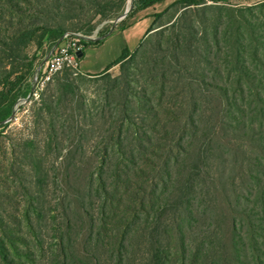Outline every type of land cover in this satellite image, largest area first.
<instances>
[{
  "label": "trees",
  "instance_id": "trees-1",
  "mask_svg": "<svg viewBox=\"0 0 264 264\" xmlns=\"http://www.w3.org/2000/svg\"><path fill=\"white\" fill-rule=\"evenodd\" d=\"M167 1L137 0L133 14ZM208 1L214 5L198 7L205 0H175L164 11L152 15L151 26L132 53L125 49L103 73L83 75L101 78L106 82L103 89L111 93L105 100L108 117L105 108L101 112L102 127L107 124L108 127L98 143L100 151L88 159L83 194L74 197L80 206H88L82 212L90 227L92 246L91 253H87L90 264H101L98 252L103 248L109 264H218L220 250L212 244L216 229L204 230L199 226L196 228L200 233L194 236L192 228L204 220L215 222L221 217L217 213L216 181L222 178V166L229 162L227 144L224 147L217 141L223 131L254 143L237 148L243 163L255 166L245 201L257 187L264 190V9H247V14L230 10L229 15L223 6L216 5L218 1ZM13 2L9 0L10 10L19 8V3ZM21 2L27 5L35 2L39 7L45 4V0ZM123 3L120 0L119 9ZM263 7L264 3L260 8ZM171 9L181 13L178 23L166 26L174 15L163 23L161 17ZM13 14L9 12L11 25ZM170 31L179 34L165 35ZM43 32L48 33L49 28L44 27ZM55 32L60 38L64 29ZM32 33L33 30L22 31L18 37L22 39ZM148 46L156 51L148 65L156 80L151 87L131 89L135 81L130 78L128 58ZM117 65L120 75L111 77L107 72ZM72 89V85L57 81L60 96H74ZM45 104V111L52 113V104ZM9 113V106L0 107V121L6 120ZM136 116L139 125L135 123ZM215 117L219 126L214 123ZM49 126L46 147H57V131L51 121ZM86 145L79 138L71 150L85 151ZM18 148L23 161L27 160L30 181L28 187L20 182L17 187L25 199L21 214L24 219H15L20 235L6 237L0 230V264H74L70 250L73 251L77 241L72 240L70 231L77 217L81 223V210H77L73 219L62 211V223L55 227L56 252L45 249L44 228L50 221L44 184L47 185L50 175L36 141H24ZM251 149L257 150L258 155L253 160ZM61 163L67 165L61 182L66 181L69 168L79 174L86 164L83 157H65ZM13 172L20 175L19 171ZM259 193L253 200L263 208L259 222L253 219L258 213L252 208L247 211V206L234 213L238 212L239 218L232 221L231 243L234 261L239 264L247 251L253 264H264L260 252L264 246V191L262 195ZM124 194L128 200L121 210L120 197ZM241 205V198L236 196L235 207L241 209ZM244 217L250 226L247 230L242 227ZM141 230L144 249L135 257L132 248L136 246L138 251L140 247L139 243H133V237L138 238ZM215 239L221 242L220 237ZM21 245L24 252L19 250Z\"/></svg>",
  "mask_w": 264,
  "mask_h": 264
},
{
  "label": "rangeland",
  "instance_id": "rangeland-1",
  "mask_svg": "<svg viewBox=\"0 0 264 264\" xmlns=\"http://www.w3.org/2000/svg\"><path fill=\"white\" fill-rule=\"evenodd\" d=\"M54 1L45 0L44 7H39L35 2L27 5L21 0H14L13 5L18 2L19 8L14 7V10H10L9 0H0V107L7 108L9 106L10 109L9 117L0 121V230L1 234L6 237L20 235V227H18V223L15 224V219L22 220L21 214L25 199L20 196L21 188L19 187L17 191V187L19 182L21 186H29L30 172L28 171L27 160L23 161L20 156L18 144L27 140H34L43 157V165L50 175L47 185L44 184V189H46L44 200L50 221L46 229L44 228L45 249L49 248L53 253L56 252L57 232L55 227L62 223V211H67L69 216L74 218V215L77 217V210L79 209L81 210V223L77 217L73 224L75 230L70 231L73 236L72 240L75 239L77 244L73 251L72 249L70 251L73 252L74 264H90L87 257V253H91L92 246L88 236L90 227L87 225V216L82 212V209L85 210L88 206H80L74 197L80 195L81 192L83 194L85 170L89 167L88 159L96 157L100 151L98 143L103 140L104 129L108 127V124L104 128L102 127L104 120H102L101 112L105 108V115L108 117L109 108L105 107V100L107 94L111 93L103 89L106 84L104 80L89 78L81 73L100 72L110 62L118 60L123 49L135 50L151 26L153 19L150 16L164 11L175 0L159 3L153 8L135 14H133L135 12V8H133L119 22L117 19L125 11L128 0H124L120 9L118 8L120 0H56V3ZM136 2L137 0L135 4ZM263 3L264 1L247 3L234 0L218 2L216 5L223 6L226 9L225 13L228 12L227 14L230 15V10L242 11L247 14V9L252 8V11L264 9V7L260 8ZM211 5L214 4L205 0V4H200L198 7ZM9 12L14 13V18H11L10 22L12 25L9 24ZM213 12L217 13L218 11ZM180 13V10L175 12V9H171L161 17V22H167L170 15L173 14L172 22L166 26L174 22L178 23L177 18H179ZM44 14H47L48 17H45ZM126 23L128 24L122 30L121 27ZM44 27L49 28L48 33L43 32ZM58 28L64 29V33H81L84 36L95 37L108 36L105 38L107 40L104 39L105 41L97 44L84 43V55L78 59L80 74H73L64 70L41 87L35 80V73L48 51V45L59 38L55 32ZM28 30H33V33L24 36L22 39L18 37L22 31ZM176 34H179V31H174L173 34L170 31L165 35ZM184 35L182 34V37L190 38ZM155 52L154 47L148 46L140 50V54L128 58L130 78L135 81L131 84V89L139 86H153L156 76L153 75L154 71L150 70L152 67L150 66L149 69L148 65L151 63ZM132 59L134 60L132 61ZM172 60L175 62L174 59ZM107 73L111 77H118L120 68L117 65ZM57 81L72 85L74 96L71 94L60 96L61 93L56 90ZM48 102L53 106L52 113L45 111V103ZM211 106L216 107V103L213 102ZM114 112L116 118L117 112ZM135 114L137 115V113ZM212 116L214 117V115ZM217 117L214 118V123L219 126ZM135 119L136 125H139L140 121L137 116ZM50 121L57 131L55 140L59 143V146L52 145L51 148L46 147L50 133ZM229 135L223 131L222 138L217 139L222 146L225 147L227 144V156H229L228 164L222 166V178L216 181L218 191L217 213L221 216L220 220L215 222L204 220L192 228V234L195 233L194 236L200 233L197 230L199 226L204 230L210 228L211 231H214L213 228L216 229L214 235H211L212 244L220 250L218 264H239L234 261L231 243L232 221L234 217L239 218L238 212L234 215L235 211H241L244 206H247V211L252 208L254 213H258L253 218L255 223L259 222L258 217H261L263 211L261 205H256L253 202L259 197L260 193L257 194L258 192L261 191L262 195L264 191L262 187L260 189L257 187L253 196L248 195L251 196L248 198V202L244 199L246 192L252 185L255 166L254 164L245 165L237 150L238 147H242L241 144L254 143L239 135ZM79 138L84 143L87 142L85 151L78 149L73 152L71 147ZM256 151L251 149V160L258 157ZM65 157H83L86 164H84L82 173L79 174L73 168H69L66 181L61 182L67 166L61 163ZM13 170L19 171L20 175L15 176ZM236 196H239L243 203L241 209L235 207ZM120 199L122 201L119 205L120 209L124 210L128 196L124 194ZM227 203H232L234 207H228ZM203 206L205 207V205ZM211 209L213 210V208ZM51 216H54L52 221ZM248 226L249 223L244 217L243 230H247ZM80 227L82 230L77 231L76 229ZM79 232L80 234H77ZM142 232L143 230L139 231L138 238L133 237V243H139L140 247L138 251L136 246L132 248L135 257L139 256L144 249L145 239ZM215 236L221 238L220 243L215 239ZM23 249L25 250V247L21 245L19 250L24 252ZM260 252L264 255V246ZM106 254L105 248L98 252L101 264H109L106 261ZM263 258L264 256H262ZM241 259V264H253L248 251L241 256Z\"/></svg>",
  "mask_w": 264,
  "mask_h": 264
},
{
  "label": "built area",
  "instance_id": "built-area-1",
  "mask_svg": "<svg viewBox=\"0 0 264 264\" xmlns=\"http://www.w3.org/2000/svg\"><path fill=\"white\" fill-rule=\"evenodd\" d=\"M135 1H127L125 11L121 13L117 22L121 21L134 8ZM107 36L95 37L84 36L81 33H64L45 53L43 61L36 70L35 80L42 87L64 70H68L73 74H80L77 53L83 52L84 43L97 44L102 42Z\"/></svg>",
  "mask_w": 264,
  "mask_h": 264
},
{
  "label": "crops",
  "instance_id": "crops-1",
  "mask_svg": "<svg viewBox=\"0 0 264 264\" xmlns=\"http://www.w3.org/2000/svg\"><path fill=\"white\" fill-rule=\"evenodd\" d=\"M215 1H218V2H223V1H234V0H215ZM240 1H244V2H247V3H257V2H262V1H264V0H240ZM150 17H152V15L150 16ZM128 23H126L125 24V26H123V28H121L122 30L126 27V25H127ZM144 37V36H143ZM143 39V38H142ZM141 39V40H142ZM105 40H107V39H105ZM104 40V41H105ZM103 42V41H102ZM141 42V41H140ZM139 42V43H140ZM139 45V44H138ZM138 46H136V48H137ZM115 49H116V47H115ZM125 49H123L122 50V53H123V51H124ZM128 50V49H127ZM129 51V50H128ZM134 50H132V51H129L130 53H132ZM121 53V54H122ZM83 55H84V53L82 52V57H83ZM81 57V58H82ZM114 63V61L113 62H110V64H107V66H106V68L104 69V70H101L100 72H86V74H84V73H81L82 75H98V74H101V73H103L104 71H106V69H108V67H110L112 64ZM113 68V67H112ZM111 68V69H112ZM110 69V70H111ZM109 71V70H108Z\"/></svg>",
  "mask_w": 264,
  "mask_h": 264
},
{
  "label": "water",
  "instance_id": "water-1",
  "mask_svg": "<svg viewBox=\"0 0 264 264\" xmlns=\"http://www.w3.org/2000/svg\"><path fill=\"white\" fill-rule=\"evenodd\" d=\"M77 56H78V58H81L82 57V53L81 52L77 53Z\"/></svg>",
  "mask_w": 264,
  "mask_h": 264
}]
</instances>
